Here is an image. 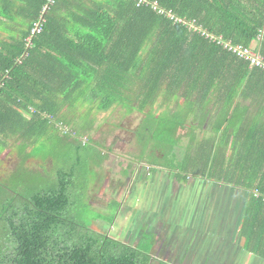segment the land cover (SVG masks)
Masks as SVG:
<instances>
[{
    "label": "trees",
    "instance_id": "1",
    "mask_svg": "<svg viewBox=\"0 0 264 264\" xmlns=\"http://www.w3.org/2000/svg\"><path fill=\"white\" fill-rule=\"evenodd\" d=\"M55 1L0 0V166L14 157L9 152L1 158L8 148L2 139L12 140L10 150L18 146L20 161L51 126L49 119L82 123L88 110L93 120L80 127L81 144L99 145L102 167L112 152L104 144L117 131L95 140L102 133L98 114L118 116L119 107H128L130 116L150 115L158 131L153 136L163 144L167 126L178 135L189 119L186 112L215 98L220 103L212 140L202 145L190 132L193 151L188 149L189 162L178 179L186 182L192 174L242 188L247 206L240 233L247 251L264 260V71L206 36L264 57V0H150L186 24L174 23L151 5L138 7L135 0ZM45 6L42 33L34 37ZM253 43L258 45L251 48ZM169 96L177 98L174 108L160 112ZM126 131L138 140L137 131ZM227 131V147L215 146L213 136ZM78 162L59 171L58 184L17 204L13 191L0 184V207L8 203L11 213L0 214V264H151V238L130 244L80 225L78 181L87 185L90 175L77 174ZM19 163L24 167L26 157Z\"/></svg>",
    "mask_w": 264,
    "mask_h": 264
},
{
    "label": "rangeland",
    "instance_id": "2",
    "mask_svg": "<svg viewBox=\"0 0 264 264\" xmlns=\"http://www.w3.org/2000/svg\"><path fill=\"white\" fill-rule=\"evenodd\" d=\"M211 98L212 97H210V99ZM169 102L170 104H168ZM171 103L172 101L166 99L165 105L160 108V112H162L169 105V107L173 109L174 104ZM157 108L158 106H154V109L152 111H155ZM80 111H82L81 107ZM80 111L77 112V115L79 116H81ZM118 111L120 113V119H118L117 121L115 120L119 116V113L117 116L116 112L100 113L97 115V117L99 120V124H101L100 131H103L101 134H104V132L108 133L110 131V134L112 135L117 131L115 133L116 136H114V139H112L115 145L112 146V140L104 144L106 148L111 147L113 154H118L117 156L120 155L119 158L121 160L125 157V155H122L123 152L133 157L135 152L137 157L139 154L144 156L143 159L141 157H138L135 163L130 164V167L126 170H122L120 169V167H118L117 163L119 159H117L116 161H111L109 164H104L101 167L102 162L100 159L101 156L99 154V145L88 143L89 145L85 146L81 144L84 141L83 138L85 137V135L80 130V127L84 123H89L93 120L92 118H89L88 110H86L84 111V113H82V116L85 117L84 121L83 118H81L83 121L82 123H78L76 119L72 124L70 122H68V124L66 122L56 123L54 120L49 119L48 125H51L54 131L60 132V139L55 137V134L52 132L46 134L40 133V136H38V139L36 140V142H34V145L30 147L28 151L26 150L23 153L22 157H19L20 161H22V159H25L26 157V165L24 167H22L23 165L19 163L20 161L17 160V157H13L9 162L6 160L3 161V165H1L2 167L0 166V184L3 186H7L10 191L14 192V194L13 192H11L10 195L15 198L14 201H16L17 204L22 198H28L43 188L58 184L57 177L59 171L73 168V164H75L76 160L79 158V162L76 165V167H78L77 174L82 177L86 172H88L90 175V179L87 178V185H84L82 181H78L80 201L78 204V208H76L75 211V217L80 225L93 228L94 231L99 233H110L111 236L114 235L117 240L125 243H129V241H127L128 239L131 240L137 236L142 238L140 235L144 234L145 237L149 236L151 240L156 241L158 239V241H160V238L163 237L161 235L162 232L168 228L157 229V227H153V224L148 219L140 217L139 212H136V218L133 219L135 208L143 205L147 208L148 212L152 216L161 214V217L165 221H169V218H173L174 220L172 221H174V223H171V225L174 226L173 229L175 233H179V231H182L183 234L187 235L186 238L178 239L174 236L172 228L168 229L170 232L169 237L172 236L171 239L169 238L170 254L172 253L173 248L177 247L179 244H182L183 252H180V260H188V258L190 257L192 259V257L199 256V242L198 238L195 239V237L197 236L196 234L202 236V234L205 233V226L209 225V223H212V227L215 228L217 232H225L227 233V235L236 237L238 236V241L244 240L241 236L240 230L238 231V233H235V231H233L231 228H224V224L229 219L230 215L231 218L229 221V225L233 224L236 220H239L244 215L247 202L241 203V201L239 200L245 198L246 192H238V196L233 197V195L228 194L224 190H217V192L208 195V190L210 189L211 184L206 183L205 181H203L202 184H198L197 177H193L197 179H189L190 181H188V184L195 183V186L193 190L188 193L187 200H181V202L179 203L176 201L170 204L167 203L165 212H163L164 209H162L161 206L164 201L163 195L169 194L170 198L175 197L178 199L177 195H175L172 189H168V186H163L166 183V180L168 178L167 176L162 178V185L160 184V179H156L154 183L159 186V189L158 187L156 188V190L152 189V187L154 188V183H152V187L150 188L152 192L150 191L149 193H145L143 189H140L139 183L133 184L130 191L131 193L127 196L126 202L121 203V208L118 210V200L114 199V196L117 195L116 191L112 193V188L109 187L110 181L108 175L111 172H114L115 174L116 172H118L120 176H124V174H128V170L131 171L134 166L143 164V162H146L145 160H147L149 163H159L161 165H164V167H166L168 170L175 168V171L180 172L182 167L189 162L188 149H192L191 151H193V145L190 142L191 137L183 136L184 131L186 130L185 128L181 129L183 131V134L181 133V131H179V134L176 135V129L171 125L167 126V128L165 129V139L167 140L163 144L161 142L157 143L153 134L154 132L157 133L158 131H155L156 123L151 121L150 115H146L143 118L142 116L138 115L137 112V116L136 114L130 116L128 114L130 113L128 111V107H119ZM126 115H128V117L124 118ZM29 117L31 119L32 115L29 114ZM122 120L124 122L125 130H119ZM183 124H185V122ZM126 130L137 131L138 140L135 139V136L134 138H131V133L129 134V131ZM190 132L191 131L188 132V135H190ZM116 137H119L120 141L119 138L117 139ZM159 137H163V133H158L157 138ZM100 139H103V136H101L100 138L98 134L95 137V140ZM2 140L3 142H5V145H7L8 148L9 146H11L12 140L10 138ZM148 140H150L149 142L151 144H149V142L143 143V141ZM155 143H157L158 145ZM8 148H6V150L1 153V158L6 159L7 155H9V152H12V155L16 153L14 149L8 150ZM176 148H179V156H177ZM148 152L149 156H147ZM112 157L114 156L112 155ZM29 171L30 173H33L32 176L28 175ZM171 180L175 183L172 178ZM113 181L115 182V180ZM112 184L117 185L118 182ZM126 193L127 192H124L122 190V194L120 196L121 201L125 200ZM15 194H18L19 197H16L17 195L15 196ZM92 194L100 195L98 201L95 203H91ZM138 197H140L141 199L140 202L137 201ZM203 197H206L207 199ZM0 199H2L1 195ZM198 200H203L205 204L200 209H197V211V207L194 206V204ZM214 204L215 211L211 214V206ZM1 205L4 207H0V214H7L8 212V214L6 215L8 217L9 214H11L8 203ZM104 208L107 209L105 213ZM6 209L7 212L5 211ZM121 209H123L126 214L119 216L117 213ZM115 212L117 214V217H119L117 221H121L119 223L114 222L112 219ZM99 215H103L106 217V219H110V222H104L105 225L110 227V225L113 224L114 226H116V228L103 227L102 222L99 219ZM179 215L181 221L179 222V224H177ZM93 225L95 226L92 227ZM211 225L208 231H211ZM113 231L114 233H111ZM122 232L125 234L124 236H120L119 233ZM171 241H173V243H171ZM191 242L193 244H191ZM196 242L197 244H195ZM202 242H205L204 239ZM164 243H166V241ZM156 248L157 247H155V249ZM231 250L233 251V249ZM154 251L156 252L157 250ZM213 255L214 252L209 253V256H204V261L206 262V264ZM212 260L213 257L210 259L209 264L212 263ZM159 261L161 263L165 260L162 259Z\"/></svg>",
    "mask_w": 264,
    "mask_h": 264
},
{
    "label": "crops",
    "instance_id": "3",
    "mask_svg": "<svg viewBox=\"0 0 264 264\" xmlns=\"http://www.w3.org/2000/svg\"><path fill=\"white\" fill-rule=\"evenodd\" d=\"M257 45H258L257 43H253L251 45V48H255ZM169 97H170L169 99H171V101H174L177 99L173 96H169ZM211 97H213V96H211ZM178 99H181V97H179ZM181 102L183 103V99H181ZM217 103H220V101H218ZM217 103H216L215 98H214V99L208 101V103L206 101V104H203L202 107L197 106L196 111H194V113L190 114L189 112H186L189 115V119H187L185 124H183L184 128L186 129L184 131V134L182 133L183 131L180 130L181 133L183 134V136L191 137V135H188V132L189 131L195 132L198 136V139L202 140V145L204 144V142H206L208 140H212L211 139L212 138L211 131L216 130V127H217L216 126L217 124H215V121H213V118L219 114V110L216 107ZM168 104H170V102ZM171 104H173V102ZM134 114H136V116H137V112H135ZM138 115L142 116L143 118L145 117V116H143L144 115L143 113L141 114L138 112ZM238 117H240V116L238 115ZM39 128H41V127H39ZM229 130L234 132L236 129L232 128ZM49 132H52L54 134L56 133L52 126H49V128H47V130L44 132V134L49 133ZM130 133L131 132H129V134ZM229 133H230V131H227L224 134H221V136H213V139L217 140L216 142L214 141L215 146L221 144V146L227 147L226 142H227L228 137H229V139H231V135H228ZM56 136L58 137V135H56ZM99 136L101 138V136H103V134L99 133ZM131 137H133L132 134H131ZM117 139H118V137H117ZM110 140H112V138H109L108 142ZM220 140H221V142H219ZM190 141H191V139H190ZM112 143L114 144L113 140H112ZM218 143H220V144H218ZM229 147H230V144H229ZM13 149L16 151V153L14 154V157H17L18 146L17 147L14 146ZM28 149H30V148L28 147ZM28 149H27V151H28ZM176 149H177L176 150L177 156H179L180 155L179 148H176ZM8 150H10V148ZM26 153H25V155H26ZM11 154H13V153L11 152ZM112 155L114 157H112ZM117 155L118 154H113V152H111L110 158L108 159L106 164H109L111 161H116L117 159H119V161L117 163L118 167H120V169H122V170H126L127 168L130 167V164H134L136 161V160L134 161L133 158L127 157L125 152H123L122 155H125L124 159L128 163H126L124 159L121 160L119 158L120 155L119 156H117ZM7 156H9V155H7ZM145 161L146 162H143V164H138V165L134 166L131 171L128 170L129 171L128 174H124L125 178L123 175L120 176L118 172H116V174L114 172H111L108 175V178L110 181L109 187L112 188L111 192L113 193L116 191V194H117L114 196V199L118 200L117 201L118 210L121 208V203L126 202L127 196L131 193L130 191L132 189L133 184L139 183L140 189H143L145 193H149L150 191L152 192V190L150 189L152 187L151 184L154 183V181L156 179H160V182H161L160 184L162 185V178H164L165 176H167L168 178L166 180V183L163 186H168L169 187L168 189H172L173 192L175 193V195H177L178 199L175 197L170 198L169 194H164L163 195L164 201L161 204L162 209H164L163 212H165V210H166V204L167 203L170 204V203H173L175 201L179 203V202H181V200H183V201L187 200L188 193H190V191L193 190V188L195 186V183H189L188 184V181H190L189 179H197L198 178V184H202L203 181L211 184V187L208 190V195H210L214 192H217V190L218 191L224 190L228 194L233 195V197H234V196H238L237 195L238 192L243 191L242 188H238L234 185L226 184L224 182H217V180H215V179H211V178L207 179L204 176H195L192 174H189L190 178H188L187 181L185 182V181H182L183 178H182V180H181V178L178 179L177 174L179 171H175L174 170L175 168L168 170L166 167H164V165H161L159 163L154 164V163H149L147 160H145ZM28 175L32 176L33 173H30V171H29ZM193 177H197V178H193ZM171 178L175 181V183L171 180ZM113 180H115V182H118V184L117 185L112 184V183H115ZM157 187L159 189V186L154 183V188L152 187V189L156 190ZM140 189H139V191H140ZM122 190L124 192H127L125 200H123V201L120 200ZM193 192H195V191H193ZM99 197H100V195H98V194L97 195L92 194V196H91L92 200L90 199L91 203L97 202ZM203 198H206V197H203ZM137 201L138 202L141 201L140 197L137 198ZM239 201H241V203H242V202H245V199L242 198ZM204 204H205V202L203 200H198L195 202L194 206L197 207L196 208V210H197V209H200ZM106 210L107 209L104 208V213ZM214 211H215V204L211 206V214ZM116 212H115V214H116ZM136 212H139L141 218L148 219L153 224V227H157V229H166V228L170 229V228H172V230L174 232V236L176 238L181 239V238L187 237V235L183 234L182 231H179V233H177V232L175 233V231L173 229L174 226L171 225V223H174V221H172V220H174L173 218L172 219L169 218V221H165L161 217V214L152 216L148 212L147 208L144 207L143 205L135 208V211L133 214V219L136 218L135 217ZM115 214H114V217L112 219L114 222L119 223L121 221H117L119 219V217H117V214L119 216H122L123 214L125 215L126 212L123 209H121L120 211H118L116 216H115ZM141 218H140V220H141ZM230 218H231V215L229 216V219L225 222L224 228H231L233 231H235V233H238V231L240 230V227H241L240 221H241L242 217L239 220H236L233 224L229 225ZM99 219L101 220L103 227H108L107 225L104 224V222L105 221L110 222V219H106V217L103 215H99ZM180 221L181 220H180V215H179L178 220H177V224H179ZM211 224L212 223H209V225L205 226V228H204L205 233L202 234V236L196 234L197 236L195 237V239L198 238V242H199V252H198L199 256L192 257V259L190 257V258H188V260L187 259L186 260L185 259L180 260V257H181L180 252L181 251L183 252L182 244H179L177 247L173 248V251L170 254L169 240L172 238V236L169 237L170 232L168 229H166L165 231L162 232L161 235L163 237L160 238V241H158V239L156 241L152 240L154 245H153V250H152V257L153 258H152L151 264H206V262L204 261V256H209V253H213V252H214V255L212 256L213 260H212L211 264H255V263L256 264H264V260L255 256L253 253H250L249 251H247L245 240H241V241L239 240L238 241L237 240L238 236L236 237V236H232V235H227V233H225V232H223V233L217 232V230H215V228H213ZM210 225H211L212 229H211V231H208L210 229ZM94 226L95 225H93L92 227H94ZM110 227L116 228V226H114L113 224L110 225ZM110 227H108V228H110ZM120 232H121V230H120ZM111 233H114V231ZM104 234H106V233H104ZM119 234H120V236L125 235L123 232L119 233ZM223 234H225V235H223ZM107 236L116 239L115 236L114 235L111 236L110 233H108ZM140 236L142 238H144L145 234L140 235ZM147 237H149V236H147ZM142 238L137 236L131 240L128 239L127 241H129L130 244H133L136 242H142L143 241ZM203 239L205 242H202ZM165 241H166V243H164ZM171 243H173V241H171ZM191 244H193V243L191 242ZM195 244H197V242ZM155 247H157V248L155 249ZM172 247H173V245H172ZM231 249H233V251ZM154 250H157L156 252H158V253H156ZM154 253L156 254V256ZM162 259L165 261L160 263L159 260H162ZM210 259H209L207 264H209Z\"/></svg>",
    "mask_w": 264,
    "mask_h": 264
},
{
    "label": "built area",
    "instance_id": "4",
    "mask_svg": "<svg viewBox=\"0 0 264 264\" xmlns=\"http://www.w3.org/2000/svg\"><path fill=\"white\" fill-rule=\"evenodd\" d=\"M136 1V5L138 7L141 6H148L151 5V8L154 11H157L158 13L164 15L165 17H167L169 20L173 21L174 23H182V24H186L185 20L180 18L179 16H177L176 14H174L172 11H164V10H160L158 8V5L156 2H151L150 0H135ZM48 2L50 3V5L55 4V0H48ZM48 11V7H44L41 18L39 19V21H37L35 23V28L33 30V36H37L39 34L42 33L43 30V21H44V16L47 14ZM188 27L191 29H195L198 30V27L196 25V22H188ZM200 31V30H198ZM207 32H203V34L205 35ZM208 38H210L212 41L218 43V45H221L222 47H224L226 50L228 51H232L234 54H236L240 59L248 61L251 63V66L254 67H258L261 70L264 71V57L261 56L260 54H256L254 53L251 49L249 48H243L242 46H233L231 45V43L226 42L222 39V37H215V36H210V35H206Z\"/></svg>",
    "mask_w": 264,
    "mask_h": 264
},
{
    "label": "clouds",
    "instance_id": "5",
    "mask_svg": "<svg viewBox=\"0 0 264 264\" xmlns=\"http://www.w3.org/2000/svg\"><path fill=\"white\" fill-rule=\"evenodd\" d=\"M86 142H87V141H86ZM86 142H85V143H86Z\"/></svg>",
    "mask_w": 264,
    "mask_h": 264
}]
</instances>
